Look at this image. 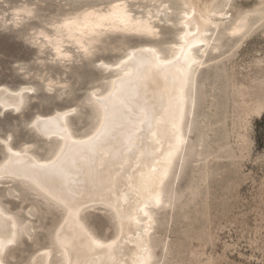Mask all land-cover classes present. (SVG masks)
<instances>
[{"label":"rangeland","instance_id":"obj_1","mask_svg":"<svg viewBox=\"0 0 264 264\" xmlns=\"http://www.w3.org/2000/svg\"><path fill=\"white\" fill-rule=\"evenodd\" d=\"M171 2L179 10L180 1ZM22 3L32 6L37 17L52 13L49 0H0V12L9 13ZM237 3L231 10L233 17L255 14L248 16L242 37L229 35L221 24L217 49L205 51L196 71L191 109L184 120L185 142L164 183L168 203L156 210L150 232L152 264H264V0ZM8 16L0 21V87L39 83L35 79L39 76L53 82V92L40 93L23 116L0 107L5 113L0 117V140L11 134L14 149L27 148L36 158H49L55 138L37 139L25 129L24 121L37 111L54 115L69 105L77 106L90 92L103 91L108 84L105 78L109 82L114 72L81 65L76 58L52 63L50 50L40 49L30 38L33 29L42 27L39 19L23 17L17 26L8 23ZM144 44L156 42L145 38ZM124 46L122 39L109 42L96 63L116 62ZM16 65L26 67L25 78ZM90 117L88 109L74 118L78 136L89 131ZM5 155L0 145V162ZM28 183L0 180L1 208L28 224L16 245L2 255L3 264H32L38 253L51 246L60 222L54 209L28 191ZM114 232L115 228L104 225L98 226L96 235L111 238ZM50 260L58 262L54 249Z\"/></svg>","mask_w":264,"mask_h":264},{"label":"snow or ice","instance_id":"obj_2","mask_svg":"<svg viewBox=\"0 0 264 264\" xmlns=\"http://www.w3.org/2000/svg\"><path fill=\"white\" fill-rule=\"evenodd\" d=\"M49 4L51 15L45 13L37 17L27 7L22 11L24 15L41 22V35L48 40L45 47L55 52L52 63H70L76 58V62L81 65L87 63L93 68L107 69L109 65L103 60L96 63L95 58L106 51L109 42L122 39L125 46L120 49L122 55L115 67L123 75H117L116 79L111 80L110 90L105 89L104 93L92 91L77 106L69 105L54 115H44L37 111L24 121L25 129L37 139L51 141L55 138L56 145L49 158H33L27 151L15 150L11 134L6 140H0V145L4 146L8 154L5 160L8 167H0V180L17 178L28 181L25 187L33 197L58 213L60 229L73 221L82 237L87 239L89 251L94 253L96 250H107L114 260L113 253L119 250L122 236L114 239L98 238L96 230L98 226L108 225L110 229L119 227L123 231L124 210L119 207L120 193L116 191V183L108 189L107 196L94 193L87 182L73 178L72 168H76L79 173L82 171L78 167L79 161L94 164L97 154L102 153L115 152L128 160L137 158L136 152L140 151L144 143L145 133L151 130L153 121L160 122L155 106L149 109L137 102L139 84L147 79L143 70L175 68L179 76L173 80V90L178 93L181 105H186L190 99L189 93L193 91L192 73L195 65L200 63L192 55L193 49L198 48L199 44H208V37H212L214 42L215 36L222 31L220 25L223 24V31H227L233 19L235 24L229 35L242 37L246 34L242 25L246 24L248 16L255 13H242L238 18L233 17L231 10L238 7L237 0H216L207 11L199 13L194 7L189 11L187 3L182 5V10H177L171 0H49ZM216 17L219 19H214ZM22 18L21 10H18L8 23L19 26ZM49 29L53 35L47 33ZM213 29L216 31L213 32ZM65 37L75 40V52L65 50ZM145 38L153 39L156 44L146 46ZM160 48L170 49V52L162 55ZM15 67L19 69L18 74L25 78L26 67ZM134 72L135 79L132 78ZM35 79L39 83L29 81L17 89L0 87V93L12 98L4 105L6 110L23 116L31 110L34 100L40 98V93L53 92L51 80L46 81L39 76ZM104 82L108 83L107 78ZM88 109L91 110V127L83 136H78L74 131V118ZM180 113V123H173L176 129L175 143H170L167 151L161 144V148L156 150L158 155L154 157L156 164L166 165L164 176H167L173 159L184 143L180 130L185 115L183 106ZM4 114L0 112V117ZM69 143L79 146L76 154L66 153ZM117 144L120 147H115ZM145 166H148L147 163ZM156 171V167L151 168V172ZM113 195L117 197L116 201L111 198ZM123 195L127 203V193ZM154 199L159 206L161 194L156 193ZM138 211L151 221L147 204L139 207ZM128 219L141 223L138 216H129ZM27 228L28 224L21 218L0 210V255L16 245ZM54 231L51 246L38 255H51L53 249H57L63 257L57 264H73L69 252L70 242L61 239L59 229ZM83 238L81 245L84 243ZM137 262L151 264L150 250L142 248ZM49 264L52 262L49 261Z\"/></svg>","mask_w":264,"mask_h":264},{"label":"bare ground","instance_id":"obj_3","mask_svg":"<svg viewBox=\"0 0 264 264\" xmlns=\"http://www.w3.org/2000/svg\"><path fill=\"white\" fill-rule=\"evenodd\" d=\"M179 1V10H182V5L187 3L189 5V11H191L194 7L198 13L200 11H207L209 7L216 2V0H210L208 5H203L196 0ZM104 2H107V0ZM157 2H159V0H157ZM219 2H223V0H219ZM25 7L34 10V8L29 4H18L12 6L8 11L9 13L5 11L0 12V21L5 22L7 14L9 15L7 20L12 21L14 13L18 10H21L22 17H28L24 15L22 11ZM241 14L242 13H239L236 18H238ZM262 15V17H264V14ZM214 19L218 20L219 17ZM234 24L235 19H233L227 29L228 33L231 31V27ZM247 24L248 18L246 24L242 26L246 29ZM201 27H203V25H201ZM42 30L43 26L33 29L30 33V38L38 44L40 49L48 48L51 52V56L53 57L55 52L52 48L45 47V45L48 44V40L41 35ZM212 31L215 32L216 30L213 29ZM47 33L49 35H53L50 29L47 30ZM207 39L210 41L208 44H199L198 48L193 49L192 55H194L195 59L200 62L195 65L192 73L193 86L196 71L204 62L205 51L209 47L213 50H216L218 47V38L216 36L214 42H212V37H208ZM63 47L68 52H75V40L65 37ZM159 51L160 54L167 55L170 52V49L166 52H163L160 49ZM119 59L112 64H106L109 65V68L107 69H111L114 74L110 77L105 89L110 90L112 87L111 80L116 79L117 75H123V73H120L115 67V65L119 62ZM143 75H145L147 79L141 81L139 84L137 102L141 105H145L149 109H151L152 106H155L157 112L159 113L158 119L160 122L157 123L156 121H153L151 130L145 133L144 143L141 146L140 151L136 152L137 158L128 160L124 156L118 155L115 152L102 153L97 154L94 164L88 161H79L78 167L82 169L81 172L78 173L76 168H72L73 178L87 182L89 189L94 193H103L107 196L109 195L108 189L112 187L114 182L116 183V191L120 193L118 203L119 207L124 210L125 219L123 231L121 232L119 227H115V232L109 239L122 236V239L119 242V250L113 253L115 257L114 260L112 259V256L109 255L107 250H96V252L93 253L89 251L87 239L82 237V234L79 232L78 227L73 221H69L64 224L63 229H60L59 222L55 230L59 229L61 231V239H66L70 242L69 252L72 255L73 264H138L137 258L141 254V249L145 247L150 250L151 264L153 263L154 246L150 239V232L155 221V212L161 205L168 203V195L165 191L164 183L171 173L174 162L184 143L181 145L180 151L173 159L167 176H164L163 174L164 167L166 165L156 164L154 157L158 155L156 150L161 148V144H163L164 150L167 151L169 144L175 143L176 129L173 127V123H180V108L182 106L185 108V115L183 122L180 124V130L183 141L185 142L187 131L184 125V120L185 116L190 113L192 91L189 93L190 99H188L186 105H181L178 93L173 90V80L175 77L179 76V73L176 72L175 68L166 67L160 70L153 69L151 71H148V69L145 68L143 70ZM135 77L136 73L134 72L132 78L135 79ZM105 89L97 92L104 93ZM11 99L12 98L6 94L0 93L1 109H6L4 105ZM153 133H155V135H153ZM115 147L118 148L120 145L117 144ZM78 148V145H72L69 143L66 153L68 155H74L76 154ZM26 149L22 148L17 151H27ZM28 155L36 158L29 153ZM7 156L8 154L6 152L5 157L0 162V167H8V165L5 164ZM101 162H103V164ZM146 163L148 165L147 167L145 166ZM152 167H156L157 171L151 172ZM117 173H122V175L118 176ZM161 180H163V183H161ZM124 193H127V203L124 200ZM156 193L161 194V204L159 206H157L154 199ZM111 198L113 201L117 200L115 195ZM145 204H147L148 210L151 213L152 219L150 222L142 212L138 211V208ZM0 210H3L1 206ZM129 216H138L141 223H136L135 219H128ZM54 236L55 231L53 240ZM82 238L84 239L83 245L80 243ZM54 253L57 257V261L63 259V257L59 255V251L57 249H54ZM2 255H0V264H3ZM50 258L51 255H36L32 260V264H49V261H51Z\"/></svg>","mask_w":264,"mask_h":264}]
</instances>
